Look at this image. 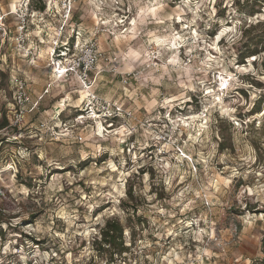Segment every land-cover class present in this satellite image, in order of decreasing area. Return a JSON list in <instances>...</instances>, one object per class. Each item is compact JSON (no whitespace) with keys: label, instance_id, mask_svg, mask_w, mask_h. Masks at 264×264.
I'll list each match as a JSON object with an SVG mask.
<instances>
[{"label":"rangeland","instance_id":"374dc122","mask_svg":"<svg viewBox=\"0 0 264 264\" xmlns=\"http://www.w3.org/2000/svg\"><path fill=\"white\" fill-rule=\"evenodd\" d=\"M22 1L0 0V264L259 263L264 0H72L67 22L30 0L20 48ZM62 24L97 42L90 90L49 67ZM92 93L122 112L90 119Z\"/></svg>","mask_w":264,"mask_h":264},{"label":"built area","instance_id":"2783aa9c","mask_svg":"<svg viewBox=\"0 0 264 264\" xmlns=\"http://www.w3.org/2000/svg\"><path fill=\"white\" fill-rule=\"evenodd\" d=\"M72 3V0L62 1L65 22L70 18ZM29 5L30 0H23L21 8L24 7V10L20 9V13L16 12L20 22L17 30V39L20 48H24L26 41L28 40L29 23L33 18V15L29 12ZM65 22L63 23L65 24ZM64 24L61 25L57 30V34H55V40H53L52 48L49 53V67L58 79L75 75L81 81L84 89L90 90V74L93 71L99 56L97 53V42L94 41L93 37L87 41H82L81 36L84 31L75 27L71 30L74 36L70 35L73 40L69 41L68 37H66L67 31L65 30ZM16 86L19 91L17 105L20 109V113H23L21 107L28 102L29 98L27 94L22 91L25 86L23 80H16ZM87 99V106H89L87 115H89L90 119L100 118L102 115L103 118L110 120L118 117V114L122 112L121 107L107 106L106 102L99 101L95 93L89 94ZM81 116H84V114ZM251 263L255 264V261H252Z\"/></svg>","mask_w":264,"mask_h":264},{"label":"trees","instance_id":"16d2710c","mask_svg":"<svg viewBox=\"0 0 264 264\" xmlns=\"http://www.w3.org/2000/svg\"><path fill=\"white\" fill-rule=\"evenodd\" d=\"M253 55V52H246L244 55H241V59L250 57ZM1 129V128H0ZM123 238V226L119 224L118 221L108 220L106 225L101 230V240L104 245H115L116 239ZM123 245V244H120Z\"/></svg>","mask_w":264,"mask_h":264},{"label":"crops","instance_id":"0c3cea01","mask_svg":"<svg viewBox=\"0 0 264 264\" xmlns=\"http://www.w3.org/2000/svg\"><path fill=\"white\" fill-rule=\"evenodd\" d=\"M264 255V254H263ZM253 261V259L251 260V258H248L247 260H245L246 264H252L251 262ZM255 261V260H254ZM259 263L256 261L255 264H264V258H262L261 260H258Z\"/></svg>","mask_w":264,"mask_h":264}]
</instances>
